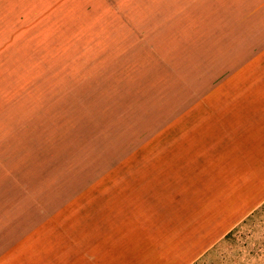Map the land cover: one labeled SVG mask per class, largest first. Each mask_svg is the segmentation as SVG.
Masks as SVG:
<instances>
[{"label":"rangeland","instance_id":"374dc122","mask_svg":"<svg viewBox=\"0 0 264 264\" xmlns=\"http://www.w3.org/2000/svg\"><path fill=\"white\" fill-rule=\"evenodd\" d=\"M259 51L264 0H0V203L94 259L264 264V197L230 213L249 159L175 155L229 129Z\"/></svg>","mask_w":264,"mask_h":264},{"label":"crops","instance_id":"0c3cea01","mask_svg":"<svg viewBox=\"0 0 264 264\" xmlns=\"http://www.w3.org/2000/svg\"><path fill=\"white\" fill-rule=\"evenodd\" d=\"M255 80V90L243 93L241 108L227 116L226 127L229 129L209 126V130H197L189 141L179 142L175 153L179 161L187 159V166L197 165L201 169L204 166L208 169L212 159L224 161L229 156L234 160L249 159L252 186L241 190L242 195L255 199L236 204L230 213L244 212L254 205L257 198L264 197V55L261 51ZM242 143L245 146L241 147ZM2 195L9 197V190L1 189ZM15 212L17 214L11 216L9 206L0 203V264H138L130 256L112 255L115 248L98 254L96 259L83 249L75 251L74 239L57 236L52 231L56 228L54 223L49 226V232H43L41 222L33 221L30 225L32 235H27L25 224L20 220L25 218L24 206L17 205ZM178 255L169 263L164 258L159 261L161 264H184L185 256L181 252ZM141 264L151 263L143 260Z\"/></svg>","mask_w":264,"mask_h":264}]
</instances>
